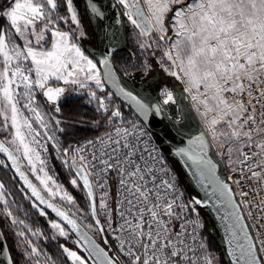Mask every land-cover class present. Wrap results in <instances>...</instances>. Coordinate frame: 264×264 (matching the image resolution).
<instances>
[{
    "label": "snow or ice",
    "instance_id": "1",
    "mask_svg": "<svg viewBox=\"0 0 264 264\" xmlns=\"http://www.w3.org/2000/svg\"><path fill=\"white\" fill-rule=\"evenodd\" d=\"M113 3L138 30L140 52L182 85L204 131L165 155L148 124L174 119L175 87L149 84L145 57L124 72L151 94L129 89L115 48L98 56L83 46L77 0H0V169L14 170L35 210L20 219L0 181V237L5 225L20 228L23 264H264V0ZM89 10L105 18L100 0H86ZM74 96L91 116L69 125L63 108ZM74 126L92 135L66 139ZM169 157L203 195L187 193ZM202 212L216 214L222 251ZM11 252L7 264H19Z\"/></svg>",
    "mask_w": 264,
    "mask_h": 264
},
{
    "label": "trees",
    "instance_id": "2",
    "mask_svg": "<svg viewBox=\"0 0 264 264\" xmlns=\"http://www.w3.org/2000/svg\"><path fill=\"white\" fill-rule=\"evenodd\" d=\"M85 5H86L85 0H77V7L80 13L81 24L87 33V37L85 38V41L87 42V44L86 42H82V43H83V46L87 48L89 51L90 49L88 48V46L94 49V51H96L99 49V35L95 27V24L91 19L90 13L88 11L87 12L85 11ZM127 36H128L127 47L126 48L120 47L115 52V55L113 56V63L115 67L118 70H120L122 76L128 75L127 73L124 72L125 68H128L131 72L137 71L139 62L145 59V57H147L148 60L150 61V58H149L150 54L149 53L142 54L140 50L138 49L137 43L134 41V38L132 37V35L128 34ZM134 66H137V67H134ZM83 104H84L83 99L74 96L71 99V101L67 105L64 106L63 108L64 118L68 121L69 125H75V122L80 118V116H83L85 119L91 116V111L87 109L86 107H84ZM68 132L70 134L71 133L75 134V135H69L68 137H66V139L68 140L81 139L83 137L92 135V132L87 127H79V126L69 127ZM155 137L160 143L163 144L165 150L168 153L169 148L163 143V141L157 135H155ZM0 159H3V158L0 157ZM56 170L60 171V168L56 166ZM13 176L14 175L12 174L10 170L0 169V181L4 182L6 187L12 193V195L9 196V199L15 200L18 206L22 209V211L19 214V218L25 219V212L31 215L35 210L30 209L28 201L25 200L20 194V192L18 191V188L21 186L18 183V181L14 182L12 180ZM178 177L183 183L185 189L187 190L189 194L191 195L198 194L197 190L193 187L191 183L185 182V180L182 179L180 175H178ZM61 179L63 180V173H62ZM76 195L82 196L83 194L77 192ZM13 210L15 211V208ZM202 215L204 216L206 224H207V231L205 234L208 237L209 243L212 245L213 248L217 249L218 251H222L223 246L220 241V233H219V230L216 226V223L213 217L209 215L207 212H202ZM33 219H35V217H33ZM26 222H29V221L26 220ZM40 223H43L42 219ZM36 226L38 227L40 225L37 224ZM3 230L8 231L6 242H7L8 248L12 249L11 255L17 256V260L19 261V264H21L22 260H20L19 256L17 255L18 249L16 245L13 243L14 239L16 240V238L13 237L12 235L13 231H19L20 228L17 226H14L13 229L8 230L7 225H5V228ZM94 237L100 242V240L96 236ZM49 249L52 252L56 251L54 244L50 245Z\"/></svg>",
    "mask_w": 264,
    "mask_h": 264
},
{
    "label": "rangeland",
    "instance_id": "3",
    "mask_svg": "<svg viewBox=\"0 0 264 264\" xmlns=\"http://www.w3.org/2000/svg\"><path fill=\"white\" fill-rule=\"evenodd\" d=\"M119 13V17L117 18L115 15L113 18V23L111 25V39L113 42H116L118 40L121 41V48H126L128 45V34L132 35L134 38V41L137 43V31L134 29L130 23H128L126 17H121L120 13L123 11V9L116 5ZM92 21L95 24V27L98 31L99 35V45L102 40V23L96 16H91ZM117 19L119 21H117ZM117 21V22H116ZM82 42H86L85 39ZM87 44V42H86ZM88 46V45H87ZM90 51H94V49L90 48ZM99 50V49H98ZM96 50V51H98ZM95 52V51H94ZM150 61L152 65V79H150L148 82L149 84L152 83V80H161V81H167L169 84L173 85L175 87V94L177 96V104L170 106L171 109L175 112V117L169 118V120L172 122L174 128L177 131V128L180 127L182 124L184 127L181 128L179 134L182 136L188 138L189 136L196 135V133L204 131L203 124L201 122V119L198 115V113L191 107V101L188 99L187 94L182 92V85L178 81H176L174 78L167 76L165 73L162 72L160 67L157 65L156 60L152 58L149 55ZM138 71V70H137ZM135 71V72H137ZM124 83L130 88L131 90L135 92H140L141 96H147L151 93L144 91V85L142 83L143 77H140L138 75H126L123 76ZM183 109V111H181ZM169 117H171V113L168 114ZM175 121H179V123H175ZM218 158V157H217ZM171 163L173 164L174 168L177 170V174L180 175L182 179L185 180V182L190 183L188 177L183 172L180 164L177 163L176 159L174 157H169ZM56 166L59 167V162L55 161ZM60 168V167H59ZM16 240H18V237H15ZM23 264V261L21 262Z\"/></svg>",
    "mask_w": 264,
    "mask_h": 264
},
{
    "label": "water",
    "instance_id": "4",
    "mask_svg": "<svg viewBox=\"0 0 264 264\" xmlns=\"http://www.w3.org/2000/svg\"><path fill=\"white\" fill-rule=\"evenodd\" d=\"M85 3H86V0H85ZM109 5H113V6L109 7ZM100 6L102 7V9L105 10L104 11L105 18L102 20L99 19L102 23V40H101V43L99 45V50L95 51V52H97L98 56H99L100 51H102L106 48L109 50H111L112 48H115V50L117 51L121 46L120 40L113 42L111 39V25L113 23L114 15L117 18L119 17L117 6L113 3V0H100ZM88 12L90 13V16L94 15L90 12V10ZM117 21H119V20L117 19ZM133 92L136 93L135 91H133ZM148 128L155 135H157L169 149L174 148L177 145L178 141H180L181 139H183L185 141L187 140L186 137L182 136L181 134H179L176 131V129L174 128V126H173L172 122L169 120V118H163V117L157 116L154 120H151V123L148 124ZM199 133L200 132H198L196 134H199ZM0 157L6 160V157H4L3 154H0ZM175 159L177 160L178 158H175ZM8 163H10V162H8ZM180 166H181V164H180ZM182 170L186 174V172L183 168H182ZM11 172L14 175V170H11ZM186 176L188 177V179H189L190 183L193 185V187L197 190L198 194L203 195V192L195 185V183L191 180V178L188 175H186ZM17 181H18V178H17ZM18 183L20 184V186H22V182L18 181ZM211 216L213 217V219L216 223V226L219 230L220 241H221L223 249H224L226 247V244H225L224 239H223V237H224L223 230L219 226L218 219L215 218L216 214L212 213ZM89 235H92V234L89 233ZM93 238L96 239L94 236H93ZM0 239L4 240V251H3V253H0V261H3L4 264H7V257L10 254L9 248H8L6 239H4V237H0ZM97 243H100V242L97 240Z\"/></svg>",
    "mask_w": 264,
    "mask_h": 264
},
{
    "label": "built area",
    "instance_id": "5",
    "mask_svg": "<svg viewBox=\"0 0 264 264\" xmlns=\"http://www.w3.org/2000/svg\"><path fill=\"white\" fill-rule=\"evenodd\" d=\"M151 132V134L155 137V134L152 132V131H150ZM155 141L159 144V146L162 148V150L164 151V153H165V155L167 156L168 155V153H167V151L165 150V148H164V146H163V144L162 143H160L157 139H156V137H155ZM169 162H170V164L172 165V163H171V161H170V159H169ZM173 166V165H172ZM177 174V173H176ZM179 181L181 182V180L179 179ZM181 184L183 185V183L181 182ZM184 186V185H183ZM185 188V187H184ZM187 191V190H186ZM188 193V192H187ZM189 194V193H188ZM191 195V194H190ZM246 214V213H245ZM249 223H251V221H249Z\"/></svg>",
    "mask_w": 264,
    "mask_h": 264
}]
</instances>
